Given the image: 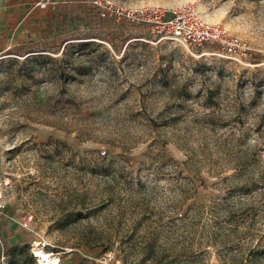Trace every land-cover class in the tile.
Listing matches in <instances>:
<instances>
[{"label":"rangeland","instance_id":"obj_1","mask_svg":"<svg viewBox=\"0 0 264 264\" xmlns=\"http://www.w3.org/2000/svg\"><path fill=\"white\" fill-rule=\"evenodd\" d=\"M184 5L239 36L247 64L119 14ZM48 10L31 41L0 54L7 264H35L34 243L59 264H264V0Z\"/></svg>","mask_w":264,"mask_h":264},{"label":"built area","instance_id":"obj_2","mask_svg":"<svg viewBox=\"0 0 264 264\" xmlns=\"http://www.w3.org/2000/svg\"><path fill=\"white\" fill-rule=\"evenodd\" d=\"M50 4L51 0H39L36 3L41 9L48 8ZM119 14L128 21L143 23L148 26L152 33L170 37L186 47L198 49L202 55L228 60L240 65H246L249 59V47L239 36L231 33L221 23H210L204 20L197 8L192 5H184L169 10L150 8L134 12L121 11ZM4 209V205L0 203V216L3 214ZM18 223L20 228L26 231L35 229L36 222L34 215L31 213L23 215ZM38 246L39 244L36 243L33 245L34 248ZM7 248V243L0 231V264H7L4 254V250ZM34 248L32 255L36 264L38 258ZM57 264H59V261Z\"/></svg>","mask_w":264,"mask_h":264},{"label":"crops","instance_id":"obj_3","mask_svg":"<svg viewBox=\"0 0 264 264\" xmlns=\"http://www.w3.org/2000/svg\"><path fill=\"white\" fill-rule=\"evenodd\" d=\"M39 0H0V54L16 49L32 40L50 16L48 8L41 9ZM1 222V218H0ZM4 241L10 247L15 235L8 224H0Z\"/></svg>","mask_w":264,"mask_h":264},{"label":"bare ground","instance_id":"obj_4","mask_svg":"<svg viewBox=\"0 0 264 264\" xmlns=\"http://www.w3.org/2000/svg\"><path fill=\"white\" fill-rule=\"evenodd\" d=\"M34 252L38 258V262L36 264H57L59 261L57 258H53L51 256L52 254H48L39 248L34 249Z\"/></svg>","mask_w":264,"mask_h":264},{"label":"trees","instance_id":"obj_5","mask_svg":"<svg viewBox=\"0 0 264 264\" xmlns=\"http://www.w3.org/2000/svg\"><path fill=\"white\" fill-rule=\"evenodd\" d=\"M73 30H74V29H72V31H73ZM80 38H81V37H75V39H80ZM82 45L85 46V47H87V46L90 45V43H87V42H86V43H83ZM61 61H62V60H61ZM67 66H68V68H73V69H71V70H72L71 72H73V70H75L74 67H70V65H67ZM67 66H66V67H67ZM83 74H84V73H83ZM71 78H74V75H72Z\"/></svg>","mask_w":264,"mask_h":264}]
</instances>
